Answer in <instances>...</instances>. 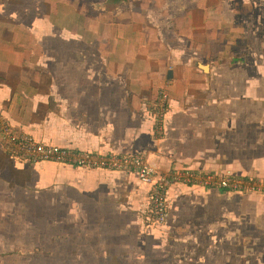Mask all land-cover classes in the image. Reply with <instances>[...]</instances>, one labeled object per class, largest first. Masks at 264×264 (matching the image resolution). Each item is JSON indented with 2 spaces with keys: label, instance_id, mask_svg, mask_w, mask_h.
I'll list each match as a JSON object with an SVG mask.
<instances>
[{
  "label": "crops",
  "instance_id": "obj_1",
  "mask_svg": "<svg viewBox=\"0 0 264 264\" xmlns=\"http://www.w3.org/2000/svg\"><path fill=\"white\" fill-rule=\"evenodd\" d=\"M63 1L0 0L2 121L158 173L264 180V0H101L96 38L64 32L76 24L62 10L88 1ZM154 184L133 167L33 161L0 131V248L57 260L62 249L39 235L59 233L67 264H264V194L170 183L159 223ZM29 232L36 244L22 240Z\"/></svg>",
  "mask_w": 264,
  "mask_h": 264
},
{
  "label": "built area",
  "instance_id": "obj_2",
  "mask_svg": "<svg viewBox=\"0 0 264 264\" xmlns=\"http://www.w3.org/2000/svg\"><path fill=\"white\" fill-rule=\"evenodd\" d=\"M162 97L163 100L160 101V116L158 119H160L166 109L164 99L167 98V94L164 93ZM160 130V126H156L152 129V132L158 134ZM0 131L5 135V147L11 153L25 156L33 161L71 162L79 167H105L119 170L133 167L143 180L155 183L153 186L152 213L159 223L165 222L169 217L166 187L170 183H182L191 186L226 187L227 189L264 194V180L249 181L244 178H229L222 174L204 172L192 168L174 169L167 173H158L140 157L123 156L115 153L73 151L43 143L31 134L17 132L6 121H2V119H0Z\"/></svg>",
  "mask_w": 264,
  "mask_h": 264
},
{
  "label": "rangeland",
  "instance_id": "obj_3",
  "mask_svg": "<svg viewBox=\"0 0 264 264\" xmlns=\"http://www.w3.org/2000/svg\"><path fill=\"white\" fill-rule=\"evenodd\" d=\"M69 0L63 1V3H68ZM88 1L87 4H84L82 2V4H80L79 8H76L77 10H80L81 14H75L72 13V10L70 9H63L62 10V14H65V12H67V18H69V20H72V23H75L76 25H72L71 27H67L68 29L64 32L65 33H70V32H75V33H80V32H84L85 34L90 35L91 37L93 36L94 38H96L97 36H99V34L102 33V27H103V23L99 22L98 26H96L97 23V18L96 16H99L98 14V9H100V5H99V1L101 0H85ZM38 2V1H37ZM42 2H40L39 4H41ZM190 4V3H189ZM43 6V5H42ZM61 6L60 5V0H55L54 4L52 5V7L57 8ZM134 8H136V6L134 5ZM87 11V13L84 14V11ZM61 10H58V12L60 13ZM42 12H45L42 10ZM94 14V15H93ZM81 15V16H80ZM58 16V15H57ZM57 16H55L56 18H58ZM94 17V18H93ZM170 15L168 14L167 18L169 19ZM68 20V19H67ZM69 22V21H68ZM45 26H42V28H45L44 30H40L41 34H45V33H49L50 29L45 20ZM61 26V25H60ZM51 27V26H50ZM71 28V29H70ZM62 26L61 28L56 27L55 28V33H63L62 32ZM101 32V33H100ZM94 33V34H93ZM102 42H98L99 45H101ZM91 47H94V43L89 44ZM68 46V45H67ZM74 46V45H73ZM18 132V131H17ZM29 134V133H27ZM51 163H67V162H51ZM250 193H257V194H262L259 192H252L249 191ZM64 206V204L62 203H57L56 204V208L59 209V211H61L62 207ZM60 215V214H58ZM47 230V229H45ZM49 230V229H48ZM59 233L56 234H51V233H46V234H41L39 235V240L42 244L44 245H50L51 248L55 245L56 248H61L62 250L58 252L57 256L61 257L59 259H55L56 254L52 255H47L46 251H39L38 254L37 251H23L22 254L24 255V257L21 258V256L19 257L16 254H12L8 256V253H11L13 250L17 249L13 248V250L10 251H5V249H1L0 248V264H31L33 262V260L38 259L40 261V264H67V240L66 239H62V235H58ZM50 235V236H49ZM14 236V234L12 235V237ZM49 237V239H48ZM24 242H26L27 244H36V240L33 236V234L31 232L26 233L25 235H23V239ZM5 235H0V243L1 242H5ZM65 249V250H63ZM34 256V257H33ZM29 257V260H27ZM34 263V262H33Z\"/></svg>",
  "mask_w": 264,
  "mask_h": 264
},
{
  "label": "trees",
  "instance_id": "obj_4",
  "mask_svg": "<svg viewBox=\"0 0 264 264\" xmlns=\"http://www.w3.org/2000/svg\"><path fill=\"white\" fill-rule=\"evenodd\" d=\"M117 1H119V0H110L109 4H114V3H116Z\"/></svg>",
  "mask_w": 264,
  "mask_h": 264
},
{
  "label": "water",
  "instance_id": "obj_5",
  "mask_svg": "<svg viewBox=\"0 0 264 264\" xmlns=\"http://www.w3.org/2000/svg\"><path fill=\"white\" fill-rule=\"evenodd\" d=\"M208 67H209V63H207ZM207 65L205 67H207ZM207 73V72H206ZM207 77V76H206Z\"/></svg>",
  "mask_w": 264,
  "mask_h": 264
}]
</instances>
